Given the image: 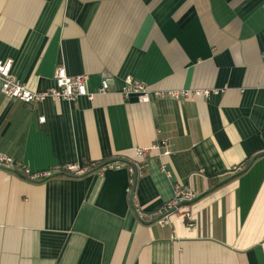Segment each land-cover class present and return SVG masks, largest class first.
<instances>
[{"label": "crops", "instance_id": "1", "mask_svg": "<svg viewBox=\"0 0 264 264\" xmlns=\"http://www.w3.org/2000/svg\"><path fill=\"white\" fill-rule=\"evenodd\" d=\"M0 60L31 91L64 68L94 94L0 91V154L30 173L120 165L35 182L0 170V264H264V156L153 222L174 183L199 196L264 152V0H0ZM126 78L218 93L145 103L122 95Z\"/></svg>", "mask_w": 264, "mask_h": 264}, {"label": "built area", "instance_id": "2", "mask_svg": "<svg viewBox=\"0 0 264 264\" xmlns=\"http://www.w3.org/2000/svg\"><path fill=\"white\" fill-rule=\"evenodd\" d=\"M11 60H0V91L2 95L7 98H11L23 103H40L47 98H51L56 101H75L80 97H86L92 99L93 95L88 91L89 78L87 75L69 76L64 68H57L54 73V87L46 91H31L27 89L23 83L16 80L11 75ZM111 81L109 78H103L98 88L99 94H106L110 90ZM217 90H184V91H153L150 90L146 85L134 81L131 78H126L124 81V87L122 89V95L128 98L130 95L137 96L140 102H150L153 99L172 98V99H188V98H199L208 97L211 94H217ZM44 118H40L39 121L43 122ZM155 148L163 149L161 156L169 155L167 148V142L162 141L155 146ZM147 150H137V156L143 159ZM118 164H106L100 169H118ZM129 173L133 176L136 172V166L127 168ZM0 170L10 172L13 170L14 173L19 174L25 179L35 182L48 177L51 173H30L22 163L16 161L14 158L5 154H0ZM90 166L85 168H78L75 166H69L58 170L57 172H65L72 176H80L88 173ZM174 197L167 202L162 209L157 213V217L162 216L156 222L159 225H164L167 217L175 213L177 210L185 207L180 206L183 202L191 201L196 197V194L187 187H182L178 183L173 184ZM174 211V212H171ZM171 212V213H170ZM170 213V214H168ZM138 217L141 219L143 215L137 212Z\"/></svg>", "mask_w": 264, "mask_h": 264}, {"label": "water", "instance_id": "3", "mask_svg": "<svg viewBox=\"0 0 264 264\" xmlns=\"http://www.w3.org/2000/svg\"><path fill=\"white\" fill-rule=\"evenodd\" d=\"M263 156H264V152H260V153H258V154H256V155H254V156L249 160L248 164H247L242 170H239L238 172H236L235 174H233V175L230 176L229 178H226L225 180L220 181L218 184L214 185V186L211 187L209 190L205 191L204 193L200 194L199 196H196L193 200H191V201H187V202H183L180 206H190V205H192V204L195 203L197 200H199L200 198H202V197L205 196L206 194L212 192L213 190H215V189L218 188L219 186H221V185H223V184H226V183L229 182L230 180H232V179L236 178L237 176L243 174V173H244V172H245V171L251 166V164H252L256 159H258V158H260V157H263ZM111 163H114V161L111 162ZM108 164H109V163H108ZM102 167H103V166L98 167V169H100V168H102ZM10 172L14 173L13 170H10ZM92 172H94V171H92ZM62 175H64V174H62L61 172H54V173L50 174L48 177L42 179L41 181H44V180H46V179H50V178H53V177H57V176H62ZM70 177H72V176H70ZM136 178H137V173L135 172V174H134V183H135ZM132 196H133V188H132V191H131V194H130V198H131V199H132ZM171 212H174V211H171ZM171 212H170V213H171ZM170 213H168V214H170ZM161 217H162V216L157 217L155 220H153V222H156V221L159 220ZM138 219H139L140 222L146 223V222L143 221L140 217H138Z\"/></svg>", "mask_w": 264, "mask_h": 264}, {"label": "trees", "instance_id": "4", "mask_svg": "<svg viewBox=\"0 0 264 264\" xmlns=\"http://www.w3.org/2000/svg\"><path fill=\"white\" fill-rule=\"evenodd\" d=\"M252 157H249V158H247L245 161H244V163H243V165H244V167L248 164V162H249V160L251 159ZM16 160V159H15ZM16 161H18V160H16ZM18 162H20V161H18ZM21 163V162H20ZM104 163V164H103ZM102 164H97V165H94V166H90V170H89V172H92V171H98L99 169H98V167H101V166H105L107 163H105V162H103ZM123 166H125V167H133L134 165L133 164H131V163H126V164H124ZM61 170V169H60ZM61 173L62 174H64V175H62V176H72V175H70V174H68V173H65V172H62L61 171ZM132 177V176H131ZM132 180H131V182H130V188L132 187V184H133V178H131Z\"/></svg>", "mask_w": 264, "mask_h": 264}]
</instances>
